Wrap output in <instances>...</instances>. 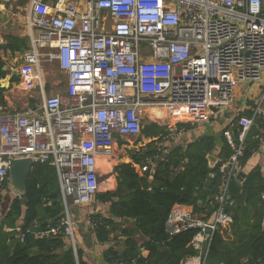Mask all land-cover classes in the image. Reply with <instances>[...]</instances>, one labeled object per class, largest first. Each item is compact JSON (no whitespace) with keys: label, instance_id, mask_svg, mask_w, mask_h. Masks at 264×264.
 Masks as SVG:
<instances>
[{"label":"built area","instance_id":"2783aa9c","mask_svg":"<svg viewBox=\"0 0 264 264\" xmlns=\"http://www.w3.org/2000/svg\"><path fill=\"white\" fill-rule=\"evenodd\" d=\"M25 28L21 74L38 84L41 103L35 110L0 112V190L15 159L52 165L65 215L36 235L64 227L74 253L68 209L92 202L100 186L98 158L112 155L117 136L140 134L143 107L179 116L180 123L167 124L162 140L168 142L185 124L229 107L240 84L260 87L251 114L237 115L224 132L232 152L219 165L224 182L214 214L172 210L165 220L169 234L196 230L189 243L196 254L181 264H207L213 233L232 222L227 185L239 172L246 134L257 119L264 136V0H29ZM44 55L64 73V93L45 92ZM157 159L139 170L152 169Z\"/></svg>","mask_w":264,"mask_h":264},{"label":"trees","instance_id":"16d2710c","mask_svg":"<svg viewBox=\"0 0 264 264\" xmlns=\"http://www.w3.org/2000/svg\"><path fill=\"white\" fill-rule=\"evenodd\" d=\"M21 46L25 48L26 45L21 42ZM3 74L0 65V77ZM262 125L260 122L258 126L261 128ZM231 130L236 138L239 128L233 126ZM251 133L249 130L246 134L239 166L258 145L259 133L255 130L257 138L249 143ZM210 143L209 138L200 137L185 147L175 146L165 154L159 153L153 143L139 151H129L133 162L140 165L155 155L158 159L152 171L137 172L129 163H121L116 171V190L97 193L98 201L109 204L108 217L98 214L88 217L97 241L108 242L122 219L132 220V223L119 229L124 238V249L121 252L113 247L106 249L105 258L110 263L181 264L196 254L189 244L196 230L169 234L165 229V220L172 210H190L205 217L214 214L217 207L215 196L224 182L219 165L228 158L232 149L225 139L222 157L211 167L206 158L211 150ZM54 182L55 168L52 165L34 163L24 202L15 197L4 215L0 229V264H87L80 250L76 249L75 257L68 247L64 227H61L60 233L35 236L37 232H45L49 227L58 225L64 216ZM7 183L8 180L3 188ZM263 192L264 178L258 170L249 172L241 185V192L232 198V204L225 206L232 222L219 225L213 233L206 253L207 264H264ZM19 218L22 222L17 226L15 223ZM4 228L10 230L6 232ZM17 228L19 235L24 234L23 238H14ZM114 239L118 241L116 236ZM12 243L14 247L11 250ZM141 249L148 251L145 257L141 255Z\"/></svg>","mask_w":264,"mask_h":264},{"label":"crops","instance_id":"0c3cea01","mask_svg":"<svg viewBox=\"0 0 264 264\" xmlns=\"http://www.w3.org/2000/svg\"><path fill=\"white\" fill-rule=\"evenodd\" d=\"M46 1L49 3L52 2V0ZM28 3L29 0H0V65L4 72L3 76L0 77V112L19 111L26 107H30L34 110L40 108L41 101L38 84L34 81H23L21 74L22 70L24 71L26 69L25 62L22 58V52L28 46L25 28V16ZM21 42L25 43V48L21 46ZM259 92L260 87L257 84H240L235 90L233 102L229 107L206 121L185 124V131L168 142L162 140V136L167 133V124L172 125L180 123L181 120H179V116L168 113L161 108L152 106L143 107L140 110L142 125L140 134L127 137L117 136L112 155L99 157L97 160L100 178L103 175L106 176L103 182L104 189L102 193L114 192L116 190V171L121 163H129L135 171L141 172L139 170L140 164L133 162L129 156V151H139L149 143H153V146H156L157 149L162 148V152L159 153L165 154L175 146L185 147L195 139L207 137L211 141V150L208 154L215 157L216 161H220L225 141V130L230 127L232 119L237 115L251 114V108ZM47 93H51L49 87ZM260 122V119H257L254 126L250 129L253 133L255 130L259 133V135H257L259 137L258 145L244 162H242V165L239 166V172L245 174L244 180L248 173L253 170H258L264 178V136L261 134L262 127L260 128L258 126ZM253 133H251L249 137V143H253L257 138L255 133ZM134 142L136 143L134 144ZM102 162L105 163V171L101 168ZM152 170L153 168L150 169V171ZM209 176H211V174H209ZM112 177L113 183L110 182L112 181ZM54 186L58 189L60 194L56 170ZM15 197L16 195L6 187L0 191V229L2 227L4 215ZM70 207L72 208L70 209ZM70 207L68 209V215L73 229L74 244L75 248L80 250L83 261L87 264H112L105 258L104 253L108 247H113L118 252L124 249V238L120 235L119 229L129 222L132 223V220L130 219V221L124 222L122 219L115 232L109 236L108 242L101 243L96 240L88 217L93 214H98L101 217H108L109 204L102 203L98 200H92V204L87 206ZM21 222L22 220L19 218L15 225L20 226ZM4 230L8 232L10 228H4ZM16 231L14 238L20 237L18 228ZM35 236L37 237L36 234ZM115 236L118 238V241L114 239ZM68 238L66 242L68 243V247L73 251L71 241L70 239L68 240ZM7 242L10 243V240L8 239ZM13 247L14 244L12 243L10 247L11 250ZM140 252L143 257L148 254L147 250L141 249ZM74 255L76 257V252Z\"/></svg>","mask_w":264,"mask_h":264},{"label":"water","instance_id":"95a60500","mask_svg":"<svg viewBox=\"0 0 264 264\" xmlns=\"http://www.w3.org/2000/svg\"><path fill=\"white\" fill-rule=\"evenodd\" d=\"M209 166H214L217 162L216 158L208 154L206 156ZM34 162L29 158H20L12 161L8 172L7 189L12 191L21 202H24L27 181L33 167ZM245 174L239 172L233 180L227 185V195L230 198L236 197L241 192V184L244 181ZM60 200V198H59ZM116 200V198H114ZM124 222L130 221L129 218H124Z\"/></svg>","mask_w":264,"mask_h":264},{"label":"rangeland","instance_id":"374dc122","mask_svg":"<svg viewBox=\"0 0 264 264\" xmlns=\"http://www.w3.org/2000/svg\"><path fill=\"white\" fill-rule=\"evenodd\" d=\"M44 52L46 53L47 51H44ZM47 59H48L47 55H44V61L42 62V81H43L45 92L46 93L48 92V87H49V90L51 93H47V94L64 93L66 90V83H65L66 80H65L64 73L59 69L58 63L56 60L53 59L51 61H48ZM30 85H33V84L30 83ZM135 143L136 142H134V144ZM101 168L103 169V171H105V163L104 162H102ZM110 176H112V175H110ZM105 179H106L105 175H103L99 179V183H100L101 187L99 186L100 188H99L97 193L103 192L102 191L104 189L103 182L105 181ZM111 180L112 181H110V182L113 183L114 182L113 177ZM101 182H102V184H101ZM97 193L95 194L93 201L97 200V198H96ZM90 204H92V202ZM71 208L72 207H70V209Z\"/></svg>","mask_w":264,"mask_h":264}]
</instances>
